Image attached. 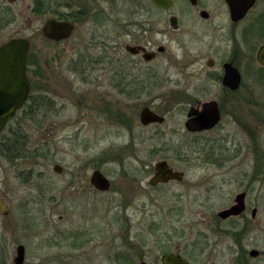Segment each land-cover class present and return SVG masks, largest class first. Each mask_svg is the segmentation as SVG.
Instances as JSON below:
<instances>
[{
	"label": "rangeland",
	"instance_id": "rangeland-1",
	"mask_svg": "<svg viewBox=\"0 0 264 264\" xmlns=\"http://www.w3.org/2000/svg\"><path fill=\"white\" fill-rule=\"evenodd\" d=\"M38 1L46 6L43 13L35 12L36 0H0V11L14 18L0 33V46L17 37L32 40L33 61L38 60L40 67L38 73L29 72L31 93L51 100L37 117L23 121L31 137V157L9 163L0 155V198L8 205V215L0 212V264H14L20 245L26 247L25 264H160L162 253L170 250H178L191 264H264V173L256 185H250L253 154L259 151L262 158L264 151V125L252 138L259 148H249L247 143L238 157L216 166L203 163L195 148H190L192 137L181 132L185 111L174 109L165 127L178 129L174 145L183 144L191 158L177 159L173 149L153 155V149L167 140L173 142L171 134L152 135L138 123L133 147L121 153L124 159L109 156L128 145L131 134L107 122L91 105L116 94L99 93L103 90L96 84L66 72L58 60L64 46L47 43L42 33L45 23L58 13L72 7L91 8L94 0ZM205 64L204 58L185 69ZM174 73L176 69L168 64L163 75L174 79ZM246 86L253 87L259 109L242 112H252L260 121L264 118V69L259 66L256 75H248ZM171 87L168 83L162 94ZM242 95L246 98L251 93ZM164 154L186 171L185 180L152 187L153 167ZM56 165L64 168L63 173L54 171ZM97 166L113 182L109 192L89 183ZM245 191L251 208L247 215L219 218ZM253 208L258 209L256 217ZM252 250L260 255L252 257Z\"/></svg>",
	"mask_w": 264,
	"mask_h": 264
},
{
	"label": "flooded vegetation",
	"instance_id": "flooded-vegetation-1",
	"mask_svg": "<svg viewBox=\"0 0 264 264\" xmlns=\"http://www.w3.org/2000/svg\"><path fill=\"white\" fill-rule=\"evenodd\" d=\"M172 2L170 8H164L154 0H94L91 8L72 7V10L58 13L53 19L73 26L68 38L55 41L46 38L43 30L42 33L47 43L64 46L65 50L60 52L58 60L66 72L84 82L96 84L98 89L103 90L99 93L116 94L115 98L113 96L107 100L105 97L100 104L91 105L107 122L117 124L131 134L130 143L123 149L112 150L109 156L124 159L121 153L125 154L126 148L133 147L134 126L138 123L145 132H153L152 135L171 134L173 142L167 140L164 146L153 149V155L161 150L173 149L177 159L188 160L191 156L183 150L185 146L174 145V132L178 133V129L165 127L169 111L183 109L186 119L180 131L192 137L194 142L190 148H195L194 152L200 155L203 163L223 166L230 159L238 157L247 143L249 148H259L252 138H255V131H260L258 126L264 125V118L259 121L254 113L244 114L242 111L259 109V103L253 100V87L246 86V79L248 75H256L259 66L264 69L258 60L259 51L264 46V0H253L245 12L232 9L228 0ZM44 7L46 9L44 5L36 6L35 12L43 13ZM26 39L30 41L29 77V72L38 73L40 66L38 60L33 61L32 40ZM171 52L173 54L170 56ZM204 58L205 67L185 69ZM163 59H168L167 63L164 64ZM45 64L52 68L50 61L46 60ZM168 64L177 71L174 79H167L163 75L168 72ZM168 83L172 84L171 90L162 94ZM243 92L251 93V96L244 98ZM47 101L50 103V98ZM144 110L160 116L162 122L144 123ZM204 110L208 119L218 120L210 128L200 130L195 128V124L203 117ZM190 121H194L192 128L195 130L188 127ZM258 152L253 154L256 159L250 185H256L259 176L264 173V151L261 155L263 160ZM161 162L166 163L163 169L165 173H181V179L172 178L152 186V180L158 173L157 165ZM58 166L63 173L64 168ZM97 167L93 173L98 170L104 174ZM153 170L149 181L152 187L182 183L186 177V171L174 165L166 154L155 163ZM105 176L113 185L112 180ZM162 176L160 174L159 177ZM91 177L89 183L93 185ZM243 193H246L245 212L227 220L242 219L250 211L246 202L248 192ZM254 209L257 208H253L252 213ZM168 254L181 256L191 264L178 250L164 251L160 264H163V256ZM142 263L150 264L147 261Z\"/></svg>",
	"mask_w": 264,
	"mask_h": 264
},
{
	"label": "water",
	"instance_id": "water-1",
	"mask_svg": "<svg viewBox=\"0 0 264 264\" xmlns=\"http://www.w3.org/2000/svg\"><path fill=\"white\" fill-rule=\"evenodd\" d=\"M154 2L164 8H170L173 4L172 0H154ZM228 3L232 9L245 12L252 5L253 0H228ZM72 31V25L53 19L49 20L43 28L45 37L55 41L68 38ZM29 51L30 41L26 38H14L0 46V136L6 129L8 123L14 120L18 112L23 109L30 97L31 84L27 74ZM258 60L264 65V46L259 51ZM239 81L240 79L238 77ZM203 114V117L195 124L197 126L195 128L200 130L210 128L218 120V118L215 121L208 119L206 110H204ZM142 120L144 123L162 122L163 118L149 110H144ZM193 122L190 121L188 127L195 130L192 128L194 126ZM164 167H166L165 162L157 165L158 173L152 180V186H156V184L166 182L172 178L181 179V173H174L172 171L165 173L163 171L165 169ZM55 171L61 173L62 168L57 165L55 166ZM160 174H163L162 178L159 177ZM167 174H169L168 177H166ZM91 182L93 187L100 192H108L112 187L110 180L98 170L93 173ZM245 199L246 193L239 194L234 206L221 211L218 214L219 218L227 220L230 217L242 215L246 210ZM0 212L3 216L8 215V205L2 198H0ZM257 213L258 210L254 209L252 216L256 217ZM250 255L256 258L260 255V252L258 250H252ZM24 261L25 247L20 245L17 248V256L14 264H24ZM162 262L163 264H189L181 256L175 254L163 256Z\"/></svg>",
	"mask_w": 264,
	"mask_h": 264
},
{
	"label": "trees",
	"instance_id": "trees-1",
	"mask_svg": "<svg viewBox=\"0 0 264 264\" xmlns=\"http://www.w3.org/2000/svg\"><path fill=\"white\" fill-rule=\"evenodd\" d=\"M41 1L36 0V6H41ZM14 18L9 12L0 11V33L8 27ZM30 79V78H29ZM31 83V81H30ZM48 103L44 95L31 93L27 103L18 113L16 118L8 123L0 136V155L9 163L28 160L30 155L29 144L31 137L25 129L24 120L34 119L39 115L42 107Z\"/></svg>",
	"mask_w": 264,
	"mask_h": 264
}]
</instances>
